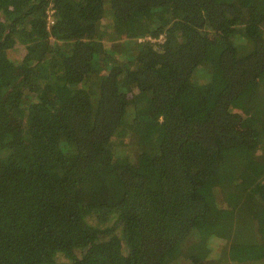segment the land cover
Wrapping results in <instances>:
<instances>
[{
	"label": "trees",
	"instance_id": "trees-1",
	"mask_svg": "<svg viewBox=\"0 0 264 264\" xmlns=\"http://www.w3.org/2000/svg\"><path fill=\"white\" fill-rule=\"evenodd\" d=\"M0 264H264V0H0Z\"/></svg>",
	"mask_w": 264,
	"mask_h": 264
},
{
	"label": "rangeland",
	"instance_id": "rangeland-1",
	"mask_svg": "<svg viewBox=\"0 0 264 264\" xmlns=\"http://www.w3.org/2000/svg\"><path fill=\"white\" fill-rule=\"evenodd\" d=\"M18 49L21 50V48H19V47H18ZM11 55L13 58H18L19 53L14 51V52H11Z\"/></svg>",
	"mask_w": 264,
	"mask_h": 264
}]
</instances>
